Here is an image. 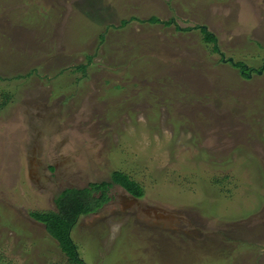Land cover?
<instances>
[{"label": "rangeland", "instance_id": "rangeland-1", "mask_svg": "<svg viewBox=\"0 0 264 264\" xmlns=\"http://www.w3.org/2000/svg\"><path fill=\"white\" fill-rule=\"evenodd\" d=\"M263 68L264 0H0V264H76L29 212L116 170L84 264H264Z\"/></svg>", "mask_w": 264, "mask_h": 264}, {"label": "trees", "instance_id": "trees-1", "mask_svg": "<svg viewBox=\"0 0 264 264\" xmlns=\"http://www.w3.org/2000/svg\"><path fill=\"white\" fill-rule=\"evenodd\" d=\"M148 21L151 23L160 22L157 16L150 17ZM121 23L125 25L126 21L123 20ZM164 23L169 25L171 20L165 21ZM197 27L200 28L206 41L215 44L213 47L214 51H218L219 49L216 45V37L214 34L209 32L204 25ZM180 29L187 31L190 30L191 27ZM231 64L240 70L243 77H248L251 72L258 71L253 67L247 66L246 63L241 60L231 62ZM86 65H79L76 67V70L85 72ZM119 87L120 86H118V88ZM3 97L4 100L2 101L3 103L0 104L1 106L7 103L9 95L4 94ZM112 184L120 185L134 197L140 198L144 195V190L135 180H129L125 173L116 170L110 182H93L86 187H71L62 190L55 199L56 211L32 210L29 212V215L35 221L45 226L47 233L57 241L61 252L66 255L70 263L84 264V261L79 256L76 244L70 238L71 229L77 224L81 215L98 211L100 207L110 199L108 190ZM224 252L227 254L226 249ZM220 255H222L221 251Z\"/></svg>", "mask_w": 264, "mask_h": 264}, {"label": "water", "instance_id": "water-1", "mask_svg": "<svg viewBox=\"0 0 264 264\" xmlns=\"http://www.w3.org/2000/svg\"><path fill=\"white\" fill-rule=\"evenodd\" d=\"M259 73H261V70H259Z\"/></svg>", "mask_w": 264, "mask_h": 264}, {"label": "crops", "instance_id": "crops-1", "mask_svg": "<svg viewBox=\"0 0 264 264\" xmlns=\"http://www.w3.org/2000/svg\"><path fill=\"white\" fill-rule=\"evenodd\" d=\"M134 197V196H133Z\"/></svg>", "mask_w": 264, "mask_h": 264}]
</instances>
